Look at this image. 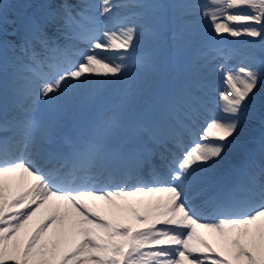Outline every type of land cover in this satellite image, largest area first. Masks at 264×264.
<instances>
[{
    "label": "snow or ice",
    "instance_id": "snow-or-ice-1",
    "mask_svg": "<svg viewBox=\"0 0 264 264\" xmlns=\"http://www.w3.org/2000/svg\"><path fill=\"white\" fill-rule=\"evenodd\" d=\"M4 7L0 0V12ZM15 7L22 31L0 28V264H264V163L247 165L243 184L208 175L236 143L264 61L220 66L227 85L219 93L221 116L209 115L188 84L132 118L129 102L146 79L175 66L188 27L182 17L196 5L102 0L105 22L83 2ZM117 7L125 10L119 18ZM199 7L216 34L264 39V0ZM61 40L86 47L69 50ZM17 48L20 56H4ZM41 105L47 120L36 118ZM202 117L199 139L186 147ZM66 118L76 135L65 139L69 151L54 150L53 133ZM31 143L35 160L23 155ZM13 180L19 190L9 195ZM135 197L148 198L138 201L146 214L130 203ZM41 209L45 218L33 228ZM126 210L145 227L119 222ZM197 229L213 234L219 251Z\"/></svg>",
    "mask_w": 264,
    "mask_h": 264
},
{
    "label": "rangeland",
    "instance_id": "rangeland-1",
    "mask_svg": "<svg viewBox=\"0 0 264 264\" xmlns=\"http://www.w3.org/2000/svg\"><path fill=\"white\" fill-rule=\"evenodd\" d=\"M23 2H25V0H3L5 7L3 11L0 12V28H2L4 31L8 33H13L14 31L19 33L20 31H22L21 12L19 9L15 7V5L17 3H23ZM70 2H74V3L83 2L84 4L89 6L88 10L92 15H94L99 21L105 22V18L101 14V8H100L102 0H70ZM165 2L194 4L197 7L192 9L191 13L194 15L196 14L197 17L202 20V23L190 25V27L194 37H195V33H198L201 36L203 35L205 36L202 37L201 42H196L188 26L185 39L180 42V46L177 51L178 62H180L181 58L185 60H189L194 56L201 55L204 47L213 43L212 40L217 44H220L221 41L229 42V46H224V47L217 46L214 49L210 50L208 53L203 54L200 58L197 59V61L193 62L194 67L189 68L188 72H197L199 73L198 75L184 73L185 75H191L189 78L194 76L195 80L192 81L191 85L199 89L198 94L201 95L203 103L207 104L206 101L212 100L208 102V104L211 105L210 107H212L210 111L212 112V114L215 111H217L221 116L222 113L220 111L219 93L221 91H225L227 89V85L225 84V80H224V72L219 70L220 66L223 65L226 70L235 69L240 66H258L262 61H264V39H261L259 37H249L247 35L233 37L228 33L216 34L213 31L210 22L207 19L202 18L200 15V13L204 11V9L200 8L199 6L205 4L207 0H165ZM111 3L119 5L123 3V0H111ZM114 12L116 13L118 18L125 14V10L119 7L115 8ZM184 16L186 17L182 18V21L185 19L188 22V21H192L193 19L190 16L187 15ZM179 22L180 21H178V23ZM229 23L232 24V22ZM101 26H103V23L101 24ZM110 26L111 24H109V27ZM200 39L201 37L198 38V40ZM143 41H144V37H140L141 49L145 47L144 44L142 45ZM64 44L68 45L69 50L73 48V45H75V47H78L80 49H84L86 47L84 43H79L74 41H64ZM230 46L232 49L230 48ZM235 46H238V48L235 49ZM225 48H227L228 51L224 52L223 49ZM20 55L21 53L18 48L16 50L8 49L4 53V56L8 60H12ZM230 59H232V62L229 63ZM10 70L11 69H9V71ZM183 71L186 72V69ZM183 71H179V72H183ZM260 75H261L262 83L258 85V90L256 92L255 98L250 103L248 114L242 117L241 119V128L244 129V133H240L237 136L236 143L232 146L234 148V151L226 150L225 152V155L226 154L232 155L230 156L231 162H234L235 160L238 159L246 158L245 153L247 151V148L253 145L251 144L250 138H252L255 142V138H256L255 136H257V138H262L264 136V70L260 72ZM162 76L165 78V83L167 79L171 77L169 73H164ZM162 76L159 75L156 77L154 74H152L150 76V79L146 80L147 84L143 83L142 88L144 89L142 93L139 96L133 97L129 102L128 114L130 117L137 118L140 116L141 112L139 111L143 109V107L149 102L151 96L153 95L151 94V92L156 94V91L160 89L161 84L163 82ZM201 83H204V85H202ZM184 86L185 85L180 86L179 84L177 90L183 88ZM212 86H218L219 88L216 90H212L211 89ZM204 89L206 92L200 93V91H203ZM146 95L148 96L146 97ZM214 99H218V102H214L213 101ZM45 108L46 110L44 112V116L46 117V119H48L50 113L48 111L47 106H45ZM70 120H71L70 118L62 119L58 123V125L60 124L64 128V126H68L69 123L68 121ZM204 124L205 122L203 123V125ZM72 125H74L73 121H72ZM197 131H198V136L195 141L199 139V134L202 132L201 128L197 129ZM56 139L60 140L61 138H56ZM29 146H31L32 148L33 143L29 144ZM235 152L240 153V157H238V155H236ZM28 155H31L32 157V159L30 160H35L34 158L36 156L35 151L31 150L28 153ZM215 166H219V165L216 164ZM14 187L15 185L13 186V189L11 187L9 195H11L15 191L16 188ZM131 213L135 218L136 213L135 212H131ZM126 214H127L126 212H122L118 214V216L120 215V217H123ZM37 224L38 223L35 222L32 223L31 226L35 228ZM205 264H207V261L205 262ZM208 264H210V262Z\"/></svg>",
    "mask_w": 264,
    "mask_h": 264
},
{
    "label": "bare ground",
    "instance_id": "bare-ground-1",
    "mask_svg": "<svg viewBox=\"0 0 264 264\" xmlns=\"http://www.w3.org/2000/svg\"><path fill=\"white\" fill-rule=\"evenodd\" d=\"M240 133H244V129H243V128L240 129L239 134H240ZM229 150H233V151H234V148H233V147H230V148L227 149V151H229ZM233 153H234V152H233ZM235 154L238 155V156L240 155V153H236V152H235ZM230 156H232V155H229V154L224 155L223 158L220 159V160L216 163V164H218L219 166H214V168H215V167H218V170L216 171V170H214V168H213L212 171L210 172V173H212V174H211V176L209 175V177H214V179H216V177H218L219 175H222V174L224 173L225 170H228V164H227V163H228V160H229V157H230ZM14 185H15L14 188H16V189H15V191H14L13 193H15V192H17V191L19 190L18 187H17V180H13V181H12V189H13V186H14ZM160 195L163 196L164 194H160ZM141 199H143V200L145 201V203H146L147 200H148V198L135 197V198H132V199H131L130 203H131L132 206L136 209V212L140 213L141 215H144V214H146L147 209H146V207H145V204L138 203V201H140ZM153 199H155V198H153ZM124 212L127 213L125 216L120 217V215H119V216L116 217V219H118L119 222H121V223H123V224L130 225V226L133 227L134 229L137 228V227L145 226V225L140 224L138 221L135 220L133 214L131 213V212H133V211H131V210H126V211H124ZM45 215H46V210H45V209H41V210L37 213L36 217H34L32 223H35V222H36V223H39V222L43 221V219L45 218ZM134 215H135V214H134ZM119 217H120V218H119ZM109 218H112V217L110 216ZM37 225H38V224H37ZM197 233H198V234L201 233V234H203V235H202L203 237H207L205 240H207V241H208V242H209L214 248H217V250L219 251L218 241H217L216 237H215L213 234L208 233L207 231H205V230H203V229H199V231H198ZM186 264H187V261H186Z\"/></svg>",
    "mask_w": 264,
    "mask_h": 264
}]
</instances>
